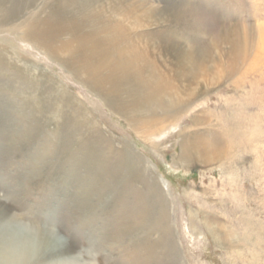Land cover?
Wrapping results in <instances>:
<instances>
[{
	"label": "rangeland",
	"instance_id": "374dc122",
	"mask_svg": "<svg viewBox=\"0 0 264 264\" xmlns=\"http://www.w3.org/2000/svg\"><path fill=\"white\" fill-rule=\"evenodd\" d=\"M81 1L0 0V50L6 49L9 59L0 70V206L15 213L22 225L59 236L81 264H264V0H189L210 16L197 46L214 63L221 58L226 69L235 34L240 56L231 70H223L213 85L201 86L168 117L157 115L163 123L150 127L154 135L140 124L146 119L117 111L111 97L83 87L59 61L19 40L31 22L41 28L76 17L84 6ZM147 1L165 11L179 4ZM163 25L147 33L173 29ZM180 33L182 37L170 42L175 48L191 42ZM66 36L61 39H69ZM124 88L119 90L122 98L129 96ZM62 93L63 102L58 99ZM32 99L35 108L27 103ZM136 100L120 102L141 104ZM83 114L89 118L88 127L102 141H110L114 152L126 145L131 156L140 159L146 179L165 200L162 226L123 233L127 209L114 206L118 195L105 189L99 194L103 185L81 187L83 181L100 178L95 169L80 167L87 154H79V141L92 129L83 128L66 140L59 117L79 120ZM31 128L36 136L28 132ZM197 141L210 144L218 158L206 164L198 161L192 152ZM70 152L76 156L73 161L66 160ZM132 187L145 198L149 226L155 225L160 197L141 181ZM59 248L15 264H50L48 258L60 256Z\"/></svg>",
	"mask_w": 264,
	"mask_h": 264
},
{
	"label": "bare ground",
	"instance_id": "6f19581e",
	"mask_svg": "<svg viewBox=\"0 0 264 264\" xmlns=\"http://www.w3.org/2000/svg\"><path fill=\"white\" fill-rule=\"evenodd\" d=\"M81 2L84 6L80 13L77 12L76 17H72L70 20L59 19L57 23H47L41 28L39 27L40 24L31 22L22 31L19 40L28 42L37 52L59 61L66 67L67 73L73 80L83 87L106 97H111L114 103L117 102V111H125L129 115H139L142 119H146L140 124L148 129H146L148 135L155 133L153 130L149 131L152 125H156L157 122L159 125L163 123L158 121V118L155 119L157 115L168 117L169 113L181 103L192 99L197 91L199 92L201 86L204 88L213 85L221 77L220 74L223 70H231L236 58L240 56V45L234 36L235 34H232L231 37L233 54L226 69L222 66L221 58L215 59L214 63V59L211 60L208 52L197 46L201 34L206 31V22L210 21V18L208 19L210 16L198 11L189 0H179V4L174 5L175 7L169 11L155 8L147 0H82ZM185 8L188 9L187 12L184 10ZM164 13H166L165 16ZM163 24H170L173 29L167 34L147 33L148 29L160 27ZM85 25L88 27L84 29L83 26ZM84 30H86L85 33H83ZM159 30L161 31V29ZM180 31L188 39L191 37L190 44L187 42L188 40L184 41L186 48L182 46L175 48L171 45L173 40L182 37ZM63 34H66L69 39L62 40L61 35ZM189 48L192 50L189 51ZM5 50H0L1 73L5 70V65L9 64ZM218 65L220 68H217ZM14 76H17L16 73ZM23 79L25 83L33 84L30 79ZM7 86L6 84L5 87ZM121 87H125L128 97L122 98L123 95L119 92ZM134 97L137 98V102L141 101V104L137 105V103L132 102L122 105L120 102ZM59 98L62 102L64 101L63 93L59 95ZM35 100H29L27 103L35 108L37 107ZM59 118L62 120L63 136L66 140L72 138L81 129L89 128L90 121L85 114L79 120H73L68 115L67 117L61 115ZM89 129H92L91 134L79 141V154H87V158L82 159L83 163L80 167L85 168L88 172L95 169L100 178L99 180L95 179L94 182H91L90 179L83 181L81 187L89 189L97 186L98 189H101L100 187L103 185V188L98 192L99 194L105 189L112 190L118 195L114 206L116 205L117 208L123 210L127 209L123 219L126 220L127 226L123 227V233L133 234L138 231L145 233L157 227L158 223L162 226L160 219L165 215V200L160 196L158 189L146 179L145 170L140 166V159L133 158L126 145L114 152L110 141H102L98 134H94L93 128ZM28 132L36 136V130L31 128ZM54 146L56 143H53L52 147ZM192 152L198 161L205 164L214 161L219 156L218 152H211L210 144L205 142L197 141L193 144ZM115 153L116 156H114ZM66 156V160L73 161L76 159V156L71 152ZM140 181L144 183V186H149V189H155L157 198L160 197L157 200L160 203V217L155 222L156 226L153 223L149 226L151 213L145 203V198L141 193V196H138L132 187L134 183ZM113 184L114 186H112ZM17 228L25 230L23 235L16 231ZM43 231L39 230L38 227L32 229L22 225L15 213L7 211L1 205L0 264L28 261L45 250L49 253L56 251L58 246L61 247L57 251L60 256L57 257L56 252L55 257L57 259L48 258L51 260L50 264H81L77 261L73 249L65 245L59 236L52 235L53 232L50 234ZM159 241L161 242V240ZM148 243L150 244V242ZM166 244L168 245L167 240ZM132 245L130 244L129 247ZM49 253L48 255H50Z\"/></svg>",
	"mask_w": 264,
	"mask_h": 264
}]
</instances>
